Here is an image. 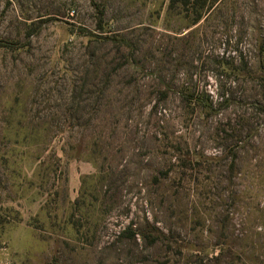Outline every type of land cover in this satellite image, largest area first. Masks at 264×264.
Here are the masks:
<instances>
[{
  "label": "rangeland",
  "instance_id": "obj_1",
  "mask_svg": "<svg viewBox=\"0 0 264 264\" xmlns=\"http://www.w3.org/2000/svg\"><path fill=\"white\" fill-rule=\"evenodd\" d=\"M0 264H264V0H0Z\"/></svg>",
  "mask_w": 264,
  "mask_h": 264
}]
</instances>
